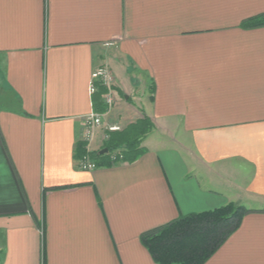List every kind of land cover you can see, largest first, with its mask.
Segmentation results:
<instances>
[{
	"label": "crops",
	"instance_id": "1",
	"mask_svg": "<svg viewBox=\"0 0 264 264\" xmlns=\"http://www.w3.org/2000/svg\"><path fill=\"white\" fill-rule=\"evenodd\" d=\"M263 13L264 0H0V264H159L145 232L230 202L253 211L204 264H264V25L242 26ZM102 64L109 109L90 92ZM92 111L104 123L88 150L148 117L145 151L81 169Z\"/></svg>",
	"mask_w": 264,
	"mask_h": 264
},
{
	"label": "trees",
	"instance_id": "2",
	"mask_svg": "<svg viewBox=\"0 0 264 264\" xmlns=\"http://www.w3.org/2000/svg\"><path fill=\"white\" fill-rule=\"evenodd\" d=\"M264 25V13L248 18L244 27ZM103 87L97 92L102 98ZM103 102V100H102ZM104 103V102H103ZM153 124L148 117L110 133L104 147L120 150L126 161H135L144 151L143 138ZM82 155L87 152L81 145ZM101 163H110L109 152H90ZM98 160V159H97ZM253 211L244 204L230 202L207 211L182 214L168 223L145 232L141 239L159 264H204L241 225L246 214ZM262 211V210H257Z\"/></svg>",
	"mask_w": 264,
	"mask_h": 264
},
{
	"label": "built area",
	"instance_id": "3",
	"mask_svg": "<svg viewBox=\"0 0 264 264\" xmlns=\"http://www.w3.org/2000/svg\"><path fill=\"white\" fill-rule=\"evenodd\" d=\"M115 83V77L113 71L108 64H102L97 67L91 78L90 92L91 94L97 93L100 87L105 89L102 94V100L107 109L113 106L115 97L113 94V87ZM104 123L103 114L100 112L92 111L84 117L83 121V141L88 144L92 141L97 128ZM122 129L120 124L114 123L106 126V132L104 133V140L109 139L110 133L119 131ZM79 158L80 168L83 170H94L99 166V163L91 156L90 150ZM110 164H117L124 161V156L120 150L109 151Z\"/></svg>",
	"mask_w": 264,
	"mask_h": 264
},
{
	"label": "rangeland",
	"instance_id": "4",
	"mask_svg": "<svg viewBox=\"0 0 264 264\" xmlns=\"http://www.w3.org/2000/svg\"><path fill=\"white\" fill-rule=\"evenodd\" d=\"M249 206L257 207V206H262V205H261V202H254V203H249Z\"/></svg>",
	"mask_w": 264,
	"mask_h": 264
},
{
	"label": "water",
	"instance_id": "5",
	"mask_svg": "<svg viewBox=\"0 0 264 264\" xmlns=\"http://www.w3.org/2000/svg\"><path fill=\"white\" fill-rule=\"evenodd\" d=\"M109 151V148L105 147L104 149L101 150V153H105V152H108Z\"/></svg>",
	"mask_w": 264,
	"mask_h": 264
}]
</instances>
